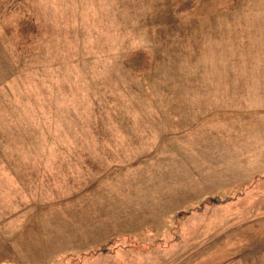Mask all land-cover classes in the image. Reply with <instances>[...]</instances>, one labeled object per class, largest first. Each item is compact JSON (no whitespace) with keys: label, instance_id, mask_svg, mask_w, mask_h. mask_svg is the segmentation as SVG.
Segmentation results:
<instances>
[{"label":"rangeland","instance_id":"obj_1","mask_svg":"<svg viewBox=\"0 0 264 264\" xmlns=\"http://www.w3.org/2000/svg\"><path fill=\"white\" fill-rule=\"evenodd\" d=\"M0 264H264V0H0Z\"/></svg>","mask_w":264,"mask_h":264}]
</instances>
